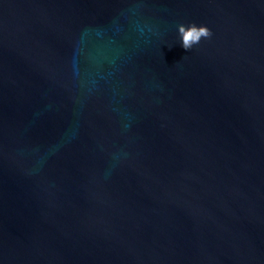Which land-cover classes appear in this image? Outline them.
Listing matches in <instances>:
<instances>
[{"label":"water","instance_id":"1","mask_svg":"<svg viewBox=\"0 0 264 264\" xmlns=\"http://www.w3.org/2000/svg\"><path fill=\"white\" fill-rule=\"evenodd\" d=\"M0 264H264V0H0Z\"/></svg>","mask_w":264,"mask_h":264},{"label":"clouds","instance_id":"2","mask_svg":"<svg viewBox=\"0 0 264 264\" xmlns=\"http://www.w3.org/2000/svg\"><path fill=\"white\" fill-rule=\"evenodd\" d=\"M178 31L182 37V47L187 51L198 44L202 38H209L212 35L207 26H197L195 23L188 26L181 24L178 26Z\"/></svg>","mask_w":264,"mask_h":264}]
</instances>
